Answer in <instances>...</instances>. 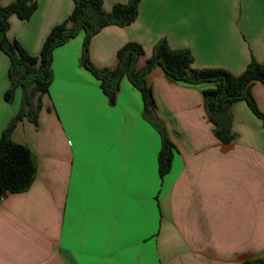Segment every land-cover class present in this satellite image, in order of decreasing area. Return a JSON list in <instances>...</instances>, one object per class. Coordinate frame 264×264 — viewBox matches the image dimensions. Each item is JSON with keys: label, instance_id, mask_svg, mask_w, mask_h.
<instances>
[{"label": "crops", "instance_id": "crops-1", "mask_svg": "<svg viewBox=\"0 0 264 264\" xmlns=\"http://www.w3.org/2000/svg\"><path fill=\"white\" fill-rule=\"evenodd\" d=\"M14 0H0L8 6ZM74 0H37L28 21L9 19L8 37L31 56L64 22ZM106 11L128 0H103ZM81 33L54 51V80L42 98L38 126L18 122L12 139L36 155L30 189L0 202V264H242L264 259V123L245 101L230 108L229 144L214 135L202 91L169 81L156 67L147 76L156 117L176 147L163 178L162 135L144 112L140 92L125 77L114 105L82 67ZM166 39L187 49L195 69L243 73L264 65V0H141L134 23L109 26L92 38L90 57L115 69L129 42L144 49ZM9 57L0 50V138L16 117ZM251 94L264 114V85Z\"/></svg>", "mask_w": 264, "mask_h": 264}, {"label": "trees", "instance_id": "trees-1", "mask_svg": "<svg viewBox=\"0 0 264 264\" xmlns=\"http://www.w3.org/2000/svg\"><path fill=\"white\" fill-rule=\"evenodd\" d=\"M140 2L128 0L126 4H115L108 12L103 0H74L70 16L51 29L38 56H31L18 41L8 37L10 17L15 15L22 21H28L38 8L37 0H14L8 6L0 5V50L10 59V87L5 93L6 101L12 102L17 88L23 91L20 110L0 138V194L24 193L34 183L38 172L37 157L27 145L15 142L12 132L24 118L38 126L42 98L49 93L54 79V51L81 33L84 39L80 63L100 81L109 103L115 104L125 77L140 92L146 118L157 126L162 135L158 156L161 178L171 169L176 147L165 135L163 125L156 117V102L147 82V76L154 68L160 67L165 77L173 83L208 85L202 91L205 108L214 125V135L220 142L229 144L235 138L231 131L230 115V108L235 102L245 101L264 123V114L258 110L251 94L255 82L264 85V65L255 59L240 75L221 68L195 69L192 67L194 58L189 50L173 49L166 39H161L142 68H138V62L144 56V49L136 42H129L118 50L115 69L97 68L90 57L92 38L106 27H126L134 23L139 14ZM242 264H264V259L247 260Z\"/></svg>", "mask_w": 264, "mask_h": 264}, {"label": "built area", "instance_id": "built-area-1", "mask_svg": "<svg viewBox=\"0 0 264 264\" xmlns=\"http://www.w3.org/2000/svg\"><path fill=\"white\" fill-rule=\"evenodd\" d=\"M6 197V194H0V202H2Z\"/></svg>", "mask_w": 264, "mask_h": 264}, {"label": "rangeland", "instance_id": "rangeland-1", "mask_svg": "<svg viewBox=\"0 0 264 264\" xmlns=\"http://www.w3.org/2000/svg\"><path fill=\"white\" fill-rule=\"evenodd\" d=\"M54 80V79H53ZM203 86H208V85H203Z\"/></svg>", "mask_w": 264, "mask_h": 264}]
</instances>
